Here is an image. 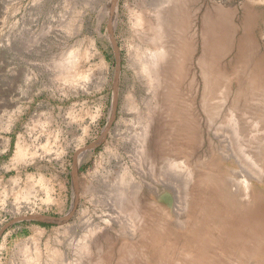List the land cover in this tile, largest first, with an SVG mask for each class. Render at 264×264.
I'll return each instance as SVG.
<instances>
[{
  "label": "rangeland",
  "instance_id": "1",
  "mask_svg": "<svg viewBox=\"0 0 264 264\" xmlns=\"http://www.w3.org/2000/svg\"><path fill=\"white\" fill-rule=\"evenodd\" d=\"M0 264H264V0H0Z\"/></svg>",
  "mask_w": 264,
  "mask_h": 264
},
{
  "label": "bare ground",
  "instance_id": "2",
  "mask_svg": "<svg viewBox=\"0 0 264 264\" xmlns=\"http://www.w3.org/2000/svg\"><path fill=\"white\" fill-rule=\"evenodd\" d=\"M156 49V48H155ZM149 53V52H148ZM144 59V58H143ZM144 63V62H143ZM81 77V76H80ZM130 191V190H129ZM56 252V251H55ZM92 252V251H91ZM29 259V258H28Z\"/></svg>",
  "mask_w": 264,
  "mask_h": 264
}]
</instances>
